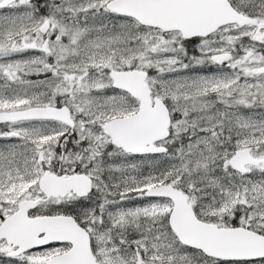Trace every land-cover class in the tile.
I'll list each match as a JSON object with an SVG mask.
<instances>
[{
  "label": "snow or ice",
  "instance_id": "snow-or-ice-1",
  "mask_svg": "<svg viewBox=\"0 0 264 264\" xmlns=\"http://www.w3.org/2000/svg\"><path fill=\"white\" fill-rule=\"evenodd\" d=\"M0 141V264H264V0H0Z\"/></svg>",
  "mask_w": 264,
  "mask_h": 264
},
{
  "label": "rangeland",
  "instance_id": "rangeland-1",
  "mask_svg": "<svg viewBox=\"0 0 264 264\" xmlns=\"http://www.w3.org/2000/svg\"><path fill=\"white\" fill-rule=\"evenodd\" d=\"M35 78V77H34ZM5 141H0V144L4 143Z\"/></svg>",
  "mask_w": 264,
  "mask_h": 264
}]
</instances>
